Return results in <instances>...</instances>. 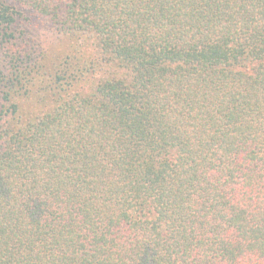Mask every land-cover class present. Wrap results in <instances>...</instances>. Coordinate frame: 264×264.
<instances>
[{"label": "trees", "instance_id": "16d2710c", "mask_svg": "<svg viewBox=\"0 0 264 264\" xmlns=\"http://www.w3.org/2000/svg\"><path fill=\"white\" fill-rule=\"evenodd\" d=\"M0 264H264V0H0Z\"/></svg>", "mask_w": 264, "mask_h": 264}]
</instances>
